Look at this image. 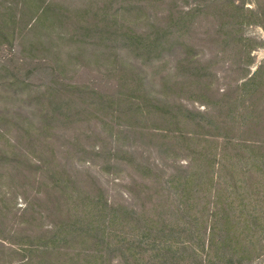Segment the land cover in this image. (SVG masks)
Listing matches in <instances>:
<instances>
[{
	"label": "rangeland",
	"instance_id": "1",
	"mask_svg": "<svg viewBox=\"0 0 264 264\" xmlns=\"http://www.w3.org/2000/svg\"><path fill=\"white\" fill-rule=\"evenodd\" d=\"M260 67L264 0H0V264H205L192 158L264 140Z\"/></svg>",
	"mask_w": 264,
	"mask_h": 264
},
{
	"label": "trees",
	"instance_id": "2",
	"mask_svg": "<svg viewBox=\"0 0 264 264\" xmlns=\"http://www.w3.org/2000/svg\"><path fill=\"white\" fill-rule=\"evenodd\" d=\"M263 72L260 67L252 77ZM199 141L207 147L192 158L198 170L187 195L201 219H194L190 242L176 249L189 252L197 263L256 264L264 253V140L210 135ZM232 148L257 150L255 162L238 150L234 155Z\"/></svg>",
	"mask_w": 264,
	"mask_h": 264
}]
</instances>
